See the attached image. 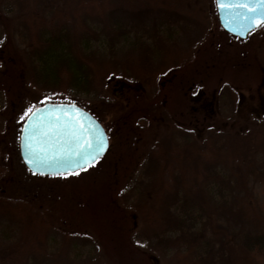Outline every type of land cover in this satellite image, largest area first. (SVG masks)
Wrapping results in <instances>:
<instances>
[{
    "label": "rangeland",
    "instance_id": "obj_1",
    "mask_svg": "<svg viewBox=\"0 0 264 264\" xmlns=\"http://www.w3.org/2000/svg\"><path fill=\"white\" fill-rule=\"evenodd\" d=\"M59 5L72 8L78 2L59 0ZM9 17L5 18L1 32L4 38L10 35L13 40V34L8 32L14 17ZM201 26L193 28L190 42L185 37L175 47L166 50L168 45H165L157 62L150 57L155 61L153 75L159 86L154 80L151 83L146 78L134 79L123 66L105 62L101 71L97 67L98 77L88 93L70 90L66 97L50 95L36 81L27 57L23 55L19 64L11 54L9 60L7 53L0 58V74L13 69L16 75L19 86L12 93L29 95L41 104L64 98L69 103L82 104L97 113L110 138V149L104 161L73 176L46 178L36 176L24 165L20 156L19 125L0 134V148L8 167L0 191L7 196L27 197L48 219L46 237L37 243L36 264H71L76 258H73V247L79 248L77 260L80 263L118 264L114 259L122 249L117 250L115 245L121 242L123 234L127 244L136 250L133 255L124 249L121 259H126L127 264L144 261L185 264L184 259L176 258L174 250L165 253L163 246L152 237L156 222L147 221L149 211L145 217L131 205L134 199L129 197H137V194L128 196V191L139 186L144 177V184L151 181L146 174L152 167L150 163L158 141L164 142L161 157L170 159L174 144L183 140L201 144L209 132L206 126L217 131H234L256 125L264 115V26L243 44L234 38L228 41L229 38L220 37L216 51L200 48L205 40L219 33L214 19L208 18L206 29ZM4 46L0 44V48ZM121 47L124 53L130 50L128 43ZM144 53L134 52V57L130 58L121 54L122 60L119 56L113 60L137 64L146 57ZM212 61L215 65L211 67ZM49 63L47 65L51 66ZM182 79L184 82H180ZM181 155L183 160L185 154ZM251 158V165H241L236 175L244 178L252 189L251 207L264 227V166L259 165L264 161V151L254 153ZM145 200L152 201L150 196ZM149 203L155 204L154 201ZM21 225L20 221L17 224L0 216V251L7 252L20 238ZM227 243L232 244V239ZM225 258L229 259L225 264H264L262 254L245 253L239 247L225 254Z\"/></svg>",
    "mask_w": 264,
    "mask_h": 264
},
{
    "label": "trees",
    "instance_id": "obj_2",
    "mask_svg": "<svg viewBox=\"0 0 264 264\" xmlns=\"http://www.w3.org/2000/svg\"><path fill=\"white\" fill-rule=\"evenodd\" d=\"M77 2L78 5L72 8L66 7L68 4L59 5V0H53L50 4L40 0L0 2V44L5 45L0 48V58L7 53L9 60L11 54L15 63L19 64L23 55L27 57L36 81L50 95L66 97L70 90L88 93L105 62L113 63L115 67L123 66L134 79L146 78L151 83L154 80L159 86V81L153 75V64L162 56L164 46L168 45L166 50L175 47L185 37L190 42L193 28L203 25L206 29L209 17L214 19L219 33L217 37L205 40L200 48L216 51L220 46V37L222 40L229 38L228 41L234 38L242 44L246 42V39L235 37L222 28L216 0ZM9 15L14 17L8 32L13 34V40L10 35L4 38L1 32ZM256 31L249 37L253 38ZM124 43L130 45L126 53L121 47ZM134 52H145L146 57L132 65L113 60L115 56L120 59L121 54L125 58L134 57ZM150 57L155 61L152 62ZM49 62H53L51 66L47 65ZM214 65L212 61L211 67ZM97 67L100 70L97 71ZM16 79L13 69L0 74V134L15 125L21 129L30 113L25 115L28 109L32 111L47 102H68L66 98L61 101L50 99L41 104L29 95L12 93L19 86ZM184 79L180 82H184ZM177 87L182 89L181 86ZM81 107L101 121L96 112L86 106ZM22 116L24 119H21ZM206 129L209 132L201 144L190 140L174 144L177 149L172 148L174 154L170 159L161 157L164 142L156 143L150 163L152 167L146 174L151 181L144 184V177L139 186L135 185L128 191V196L137 194V197H129L134 199L131 205L145 217L147 211L151 213L147 215V221L157 224L152 237L163 246L165 253L174 250L176 258L184 259L185 264H225L229 260L225 254L235 247L245 253L264 256V227L251 207L254 197L252 189L244 178L236 175L241 165H251L254 153L264 151V115L256 125L244 129L217 131L210 126H206ZM182 153L185 154L183 160ZM104 159L72 174L42 177L73 176L89 170ZM259 165L263 167L264 161ZM171 166L174 169L171 170ZM7 173L8 167L0 148V183ZM146 196H150L152 201H146ZM153 201L154 205L149 203ZM0 216L22 224L19 228L20 238L10 245L7 252L0 251V264H36L37 243L46 237L48 226L43 212L25 196H7L0 191ZM123 237L115 245L117 250L122 249V253L120 251L114 259L118 264H127L126 259H121L124 249L136 254V250ZM230 239L232 244L227 243ZM72 249L73 258H76L71 264H84L77 260L79 248ZM149 263L144 261L142 264Z\"/></svg>",
    "mask_w": 264,
    "mask_h": 264
},
{
    "label": "snow or ice",
    "instance_id": "obj_3",
    "mask_svg": "<svg viewBox=\"0 0 264 264\" xmlns=\"http://www.w3.org/2000/svg\"><path fill=\"white\" fill-rule=\"evenodd\" d=\"M216 3L222 11L231 9L230 21L238 23L241 27H253L251 21L256 19L259 20V26H264V0H216ZM239 9L247 10V14ZM77 111L74 105H54L49 110V119L46 121L40 111H26V116L31 112L28 116L30 131L26 141V147L33 155L30 163H41L40 157L48 151L74 154L85 158L86 163H93L98 158L105 146L103 136L93 128L80 124L75 115Z\"/></svg>",
    "mask_w": 264,
    "mask_h": 264
},
{
    "label": "water",
    "instance_id": "obj_4",
    "mask_svg": "<svg viewBox=\"0 0 264 264\" xmlns=\"http://www.w3.org/2000/svg\"><path fill=\"white\" fill-rule=\"evenodd\" d=\"M239 11L247 14V10L245 9H239ZM217 12H218L219 22L222 28L231 35L239 37L241 39H246L250 33H252L254 30L260 27L258 19L251 21L253 25V27L251 28L241 27L238 23L231 22L229 19V17L232 14L231 9H225L222 11L217 7ZM54 105H62L65 107L69 105H74L75 109L78 110L75 113V115L79 120L80 124L86 127L93 128L96 132L102 134L103 139L105 141V146L103 150L100 152L98 158L93 163H86L85 158L77 157L74 154L71 155L62 154L59 151L57 152L48 151L46 155L40 157L42 162L39 164L29 162L30 160H33V155L32 152L29 150V148L26 147V141L28 139L29 131H30L28 116L31 115V112L40 111L41 113L44 114L42 118L46 121L49 119L48 116L49 110L52 109ZM31 112L26 117L20 132V156L24 165L30 172L40 176H59V175L72 174L92 166L97 161L105 157L106 154L108 153L110 149V138L104 125L100 122V120H98L91 112H89L85 108L69 102H47L41 106L34 108ZM94 154L95 152H93V155Z\"/></svg>",
    "mask_w": 264,
    "mask_h": 264
},
{
    "label": "flooded vegetation",
    "instance_id": "obj_5",
    "mask_svg": "<svg viewBox=\"0 0 264 264\" xmlns=\"http://www.w3.org/2000/svg\"><path fill=\"white\" fill-rule=\"evenodd\" d=\"M218 19H219V18H218ZM219 23H220V22H219ZM261 27H262V26H260V27H259L258 29H256V30H259ZM256 30H254V31H256ZM254 31H253V32H254ZM253 32H252V33H253ZM250 34H251V33H250ZM250 34H249V35H250ZM249 35H248V37H249ZM235 37H236V36H235ZM248 37H247V38H248ZM247 38H246V39H247Z\"/></svg>",
    "mask_w": 264,
    "mask_h": 264
}]
</instances>
